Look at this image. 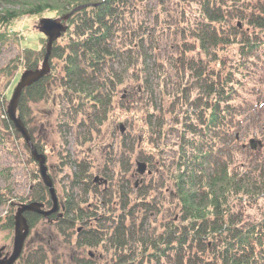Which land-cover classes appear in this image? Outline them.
I'll list each match as a JSON object with an SVG mask.
<instances>
[{"label":"trees","instance_id":"obj_1","mask_svg":"<svg viewBox=\"0 0 264 264\" xmlns=\"http://www.w3.org/2000/svg\"><path fill=\"white\" fill-rule=\"evenodd\" d=\"M137 2L141 0H0V49L16 41L9 27L21 16L49 12L58 18L81 6L65 20V30L52 42L46 74L23 88L16 115L42 155L44 147L33 138L30 126L33 103L57 98L61 134L65 127H77L83 131L82 142L89 140L106 120L116 87L129 80L128 72L132 71L131 77L141 78V90L149 98L142 139L160 133L165 111L155 107L151 99L145 76L147 51L149 45L171 37V54L158 64L157 75L159 91L168 96L174 122L179 125L176 135L181 143L169 175L178 217L161 229L137 235L135 220L126 228L125 215L132 211L121 198L119 211L114 213L113 234L107 240L116 253L104 264H264V166L255 176L244 175L245 171L230 167L221 156L217 140L235 138L232 128L239 129L251 100L243 94L256 95L251 90L258 87L257 80H264V0H158L152 9ZM135 10L142 14L136 20ZM40 34L37 47L23 46L0 66V124L19 139L21 135L6 115L7 98L1 82L17 69L40 67L47 42ZM170 76L173 80H168ZM259 97L264 100V96ZM61 140L66 142L64 136ZM130 153L131 147L123 149L122 161ZM63 157L76 166L71 191L78 186H97L85 159L76 162ZM31 158L35 191L16 205L35 204L47 209L50 196L37 161ZM125 163L127 170L129 162ZM119 191L120 197L125 195V188ZM2 194L0 205L10 200ZM70 195H66L63 210L51 216L24 211L28 229L45 217L67 237L84 219L80 204L73 203ZM144 195L145 191L138 192L137 203L151 207V202L141 198ZM245 204L256 213H245ZM17 208L15 212L10 208L2 224L13 234ZM77 231L78 246L95 247L106 241L96 237V228L81 229L80 234ZM22 257L25 264H44L47 256L39 246ZM73 264L94 263L91 258H76Z\"/></svg>","mask_w":264,"mask_h":264},{"label":"rangeland","instance_id":"obj_2","mask_svg":"<svg viewBox=\"0 0 264 264\" xmlns=\"http://www.w3.org/2000/svg\"><path fill=\"white\" fill-rule=\"evenodd\" d=\"M157 1L141 0L137 4L141 3L147 6V9H152ZM140 16H142L140 11L135 10L134 19ZM43 18L54 17L52 13L43 12L38 15L21 16L14 20L9 28L15 35L16 41H11L0 49V66L16 56L23 46H38L37 40L41 35L40 25ZM171 40L172 38L169 37L157 41L154 45H149L147 51L145 76L148 77V89L152 93L151 99L154 106L165 111V123L160 127V133L156 132L151 137L142 139L146 129L142 124L144 107L149 98L147 99L145 92L141 90V78L135 80L131 77L132 71L128 72L129 80L116 87L106 120L98 130L92 132L89 140L83 142V131L77 127H65L63 130L65 134H61L58 123L61 109L57 98H53V101L49 98L48 101L31 104L33 113L31 131L33 138L44 147V165L55 190L57 205L64 204L66 195L71 193L72 202L80 204L84 219L68 232L67 237H63L53 221L44 217L33 228L27 229L21 242L20 254L14 260V262L17 260L15 264H25L23 257L21 260L19 256H25L28 251L39 246L46 251L47 257L44 264H73V260L78 256L89 260L91 258L94 264L106 263L116 253L107 240L113 234L116 219L114 213L119 211L121 198L126 201V208L132 211V214L125 215L126 228L130 227L129 224L135 220L134 229L138 231L137 235L143 233L141 231L151 233L158 228L161 229L162 225L169 220L176 221L178 211L173 195L170 193L172 185L169 175L181 143L176 135L179 125L174 122V108L169 104L168 96L159 91L157 75L158 64L164 62V58L171 54L169 49ZM119 64H115L117 71H121ZM23 71L17 69L11 78L1 82L7 98L5 107ZM166 72H168L167 69ZM168 80H173V76H170ZM257 83L258 87L251 90V92L256 91V95H247L246 91V94H243L245 99L249 96L251 100L248 99L250 102L241 116L239 129L232 128L235 138H217L218 144L222 147L221 156L226 158L230 167L245 171L244 175L248 177L255 176L260 166H264V100L262 101L259 97L264 96V80H257ZM165 90L167 91L166 87ZM2 114L0 112V118ZM70 116L68 115V118ZM61 136H64L66 144L61 140ZM250 139L254 140L253 148L250 147ZM130 147L131 153L127 154L128 157L122 161V150ZM29 149L23 138H16L5 130L3 123L0 124V192L4 197L10 198L0 205V261H4L10 255L14 236L13 232L10 233L2 227L3 220L10 208L11 212H15L16 207H20L16 204H19L22 197L35 191L32 177L35 164L31 161ZM62 156L63 158L68 156L76 162L82 158L85 159L89 164L88 171L91 179L98 176L104 178L106 182L98 180L97 183L95 182L96 187L84 185L75 187L71 191L70 180L76 166L73 167L71 162L66 163L61 159ZM125 160L129 162L127 170H125L127 164ZM148 160L153 163L151 164ZM137 162L146 164L143 174L136 171ZM36 167L38 169V163ZM120 185L122 187H119ZM119 188H125V195L122 197L119 196ZM140 191H145V195L141 198L151 202V207L137 203L140 199L138 198ZM248 202L251 200L248 199ZM50 208L51 204L49 208L43 210ZM58 211H60L59 207L55 212ZM244 212L256 213L249 204L244 205ZM78 228L83 231L96 228L98 230L96 237L106 238V241L99 242L95 247L78 246L76 241ZM81 229L77 233L80 234ZM23 230L24 224L20 222L19 231L22 233Z\"/></svg>","mask_w":264,"mask_h":264},{"label":"water","instance_id":"obj_3","mask_svg":"<svg viewBox=\"0 0 264 264\" xmlns=\"http://www.w3.org/2000/svg\"><path fill=\"white\" fill-rule=\"evenodd\" d=\"M79 8H81V6L74 8L73 10H71L69 13L65 14L62 17L41 19L40 31L47 38L45 53H44L41 65L40 67L35 68V69L24 70L20 74V77L16 85L14 86L11 96L6 105V115H7L8 120H10L13 123V126L15 127L17 132L21 135L27 147L30 148L33 159L37 161L38 163L39 174L41 176V179L44 185L47 187V190L50 196L51 208L48 210H43L40 208V206L35 205V204L21 205L20 207L17 208L16 214H15V226H14L12 251L10 255L4 261H0V264H13L14 260L20 254L21 242L28 229L25 218L23 216L24 211H35V212H38L46 216L52 212H55L58 209L55 190L52 187L51 179L48 177L46 173V167L44 165L45 157L44 155L38 153L33 147V144L30 140L29 132L27 131V129L25 128L21 120L16 115V106H17L18 98L23 88L39 80L48 71L49 69L48 57L50 54L52 42L60 36L61 32L65 30V25H64L65 20L70 16V14L73 11ZM120 130H122V126H120ZM253 142H254L253 139L249 140V144L251 148H253ZM136 166H137L136 171L139 174H143L145 172L146 164L144 162H137ZM146 172L148 173L149 171L147 170ZM98 180H101L103 183L106 182L105 179H102L98 176H95L93 178L94 182ZM22 216H23V220H22ZM20 222H23L24 224V230L22 233L19 231Z\"/></svg>","mask_w":264,"mask_h":264},{"label":"flooded vegetation","instance_id":"obj_4","mask_svg":"<svg viewBox=\"0 0 264 264\" xmlns=\"http://www.w3.org/2000/svg\"><path fill=\"white\" fill-rule=\"evenodd\" d=\"M94 183H95V182H94ZM96 183H97V182H96ZM58 205H59L58 207H59L61 210H63V208H64V204H63V203H59ZM61 210H60V211H61ZM79 229H81V228H78V230H79ZM21 257H22V255H21ZM76 258H77V259H83V258H81V257H79V256L76 257ZM21 260H22V258H21ZM16 262H17V260H16L13 264H15Z\"/></svg>","mask_w":264,"mask_h":264}]
</instances>
